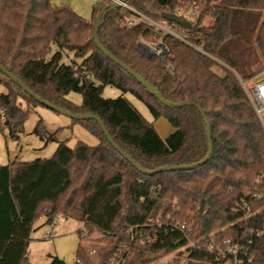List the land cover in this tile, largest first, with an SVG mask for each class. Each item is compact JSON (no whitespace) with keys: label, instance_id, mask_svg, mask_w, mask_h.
Wrapping results in <instances>:
<instances>
[{"label":"trees","instance_id":"16d2710c","mask_svg":"<svg viewBox=\"0 0 264 264\" xmlns=\"http://www.w3.org/2000/svg\"><path fill=\"white\" fill-rule=\"evenodd\" d=\"M193 2L128 0L129 8H111L112 0H100L87 22L53 0H0V64L42 100L76 115L97 116L142 168L155 171L201 162L209 151L206 126L195 107H165L98 49L94 27L105 8L101 44L167 101L200 106L213 143L204 166L148 176L114 149L96 121L86 119L80 122L98 139L97 146L72 149L61 144L50 159L0 165V264H31L29 246L36 224L45 219L48 226L58 216L84 223L86 237L99 232L109 239L97 262L80 245L75 264H110L119 247L130 242L132 229L157 232L160 240L136 241L128 264L156 262L187 244L168 219L192 224V240L218 233L220 239L240 241L247 229L253 230L247 252L254 255L252 264H264V182L256 183L264 171V127L242 86L258 75V65L264 66V0H222L208 7L188 34L203 53L145 25H127L132 9L160 22L163 13ZM207 17L213 21L204 24ZM157 42L168 50L165 59L140 50V43ZM53 46L58 49L48 60ZM66 52L81 62L65 63V56L70 59ZM217 65L227 70L224 77L215 72ZM8 81L9 93L0 96V128H8L16 138L28 118L22 102L39 103ZM106 86L133 94L155 119L167 118L175 132L162 139L127 99L103 98ZM71 92L82 95L81 107L66 99ZM39 128L36 133L42 136ZM248 187L252 194L245 193ZM242 201L253 210L246 221L235 211ZM188 213L194 214L193 220ZM156 219L163 222L162 229L150 226ZM197 256L211 260L205 253ZM51 264L66 263L54 257Z\"/></svg>","mask_w":264,"mask_h":264},{"label":"rangeland","instance_id":"374dc122","mask_svg":"<svg viewBox=\"0 0 264 264\" xmlns=\"http://www.w3.org/2000/svg\"><path fill=\"white\" fill-rule=\"evenodd\" d=\"M99 1L53 0V4L58 7L67 6L84 20L91 22L93 20V9ZM52 48V53L47 57L48 60L58 49L56 46ZM140 50L145 54L143 47H140ZM65 55H70V59L65 56L64 62L67 64L81 62L70 52H66ZM256 69L259 72L264 71V66L258 65ZM214 70L220 77H224L227 73V70L222 65H217ZM248 82L250 80L246 83ZM9 91L10 87L7 77L0 74V96L8 94ZM102 96L105 99H117L121 96L127 99L148 122L153 123L162 139H167L176 130L167 118L155 119L147 105L131 93H124L117 88L106 86L103 88ZM66 99L77 107H81L83 104L82 95L75 92L69 93ZM22 107L27 111L28 118L24 124L23 131L18 134V137L13 138L8 128H0V165L5 166L14 162L29 163L50 159L61 144H67L72 149L79 144H85L90 147H95L99 144L98 139L80 121L73 120L40 104L28 105L26 102H22ZM39 126L42 136L36 133V129ZM251 191L252 187L245 189V193H251ZM193 216L194 214L188 213L190 220ZM41 221L42 219L37 223L38 226L35 228L30 241L29 262L31 264H51L54 257L62 259L66 264H75L80 245L83 246L86 253L92 252L93 255L90 257L93 262H97L99 251L108 245L109 239L102 233L95 232L86 237L85 224L78 220L58 216L50 237L46 235L47 226H41Z\"/></svg>","mask_w":264,"mask_h":264},{"label":"built area","instance_id":"2783aa9c","mask_svg":"<svg viewBox=\"0 0 264 264\" xmlns=\"http://www.w3.org/2000/svg\"><path fill=\"white\" fill-rule=\"evenodd\" d=\"M113 3H119L121 7L129 8L127 3H122L120 0H112ZM222 0H194L191 5H179L174 12L170 13L179 17L182 21L190 24V28H185L179 24L169 22L162 19L160 22L153 21L138 11L132 9L133 14L128 19L127 25L134 27L137 25H145L153 28L162 36L173 37L182 43L191 46L195 50L203 53V48L193 44L188 37L190 30L196 26L202 18L203 12L208 8L221 3ZM207 21H213V18L207 17ZM206 21V20H205ZM205 24V22H203ZM147 56L157 55L165 59L168 50L162 42L156 44L140 43ZM245 92L249 96V100L253 106L255 114L264 127V71L258 73L250 82L242 83ZM264 182V171L257 178L256 183ZM252 194V193H249ZM252 198V199H256ZM259 198V197H258ZM235 211L240 213V220L246 221L253 216V210L250 203L242 201L236 204ZM191 220L193 218L191 217ZM167 223L173 231H180L186 237L187 244L177 247L170 253L162 256L156 262L151 264H252L254 255L247 252L248 245L252 243L251 235L253 230H246L240 241L230 239H220L218 233H212L208 237L199 240H192L188 233L193 230L190 223L175 222L168 219ZM56 225V219L47 226V237L52 235ZM163 222L160 219L151 221L150 226H157L162 229ZM129 235L131 240L129 243H123L115 256L111 259L110 264H128L129 257L132 254L133 246L136 241L141 240L143 243L155 244L159 242L160 236L157 232L145 233L143 231L130 230ZM205 253L209 255L211 260H202L197 254ZM89 255H93L92 252Z\"/></svg>","mask_w":264,"mask_h":264},{"label":"water","instance_id":"95a60500","mask_svg":"<svg viewBox=\"0 0 264 264\" xmlns=\"http://www.w3.org/2000/svg\"><path fill=\"white\" fill-rule=\"evenodd\" d=\"M128 0H120V2L122 3H127ZM111 8H117L120 7L119 3H113L111 6ZM107 8H105L97 17L96 20V24L94 27V41L96 46L98 47V49L107 57L109 58L111 61H113L114 63H116L117 65H119L122 69H124L126 72H128L140 85H142L147 92L151 95V96H155L158 101L163 104L165 107L168 108H183V107H187V106H193L195 107L199 113L201 114L205 126H206V131H207V140H208V145H209V151L207 156L205 157V159H203L201 162L194 164V165H187V166H175V167H162L159 168L155 171H147L144 168H142L138 163H136L128 154H126L112 139V137L110 136V134L108 133L105 125L103 124V122L95 115L92 114H86V115H76L73 114L69 111H66L62 108L56 107L44 100H42L39 96H37L30 88H28L21 80H19L16 76H14L12 73H10L4 66H2L0 64V72L6 76L9 80H11L12 82L16 83L24 92H26L32 99H34L35 101H37L40 105L46 106L58 113H61L63 115H66L68 117H70L73 120H78V121H82V120H94L96 121L99 126L101 127L103 133L105 134L106 138L108 139L109 143L114 147V149L124 158L126 159L135 169H137L140 173L144 174V175H148V176H154L157 174H160L162 172H171V171H189V170H193V169H197L200 168L202 166H204L205 164H207L209 162V160L211 159L212 153H213V143L211 140V127L210 124L205 116V113L203 111V109L191 102H185V103H171L169 101H167L163 95L161 94V92L156 89L152 84H150L148 81H146L145 79H143L139 74H137L134 70L130 69L127 65H125L124 63H122L120 60H118L115 56H113L100 42V38H99V30L101 27V22L102 19L106 16V11ZM162 18L164 20H167L169 22H173L176 24H179L185 28H190V24L182 21L179 17L170 14V13H163L162 14Z\"/></svg>","mask_w":264,"mask_h":264},{"label":"crops","instance_id":"0c3cea01","mask_svg":"<svg viewBox=\"0 0 264 264\" xmlns=\"http://www.w3.org/2000/svg\"><path fill=\"white\" fill-rule=\"evenodd\" d=\"M3 166V165H2ZM40 223H42V225L41 226H44V224H45V219H42V221L40 222ZM38 226V224H36V226H35V228ZM32 238V237H31Z\"/></svg>","mask_w":264,"mask_h":264}]
</instances>
